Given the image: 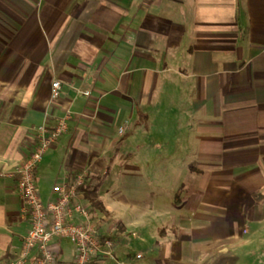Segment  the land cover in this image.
<instances>
[{"label":"crops","instance_id":"1","mask_svg":"<svg viewBox=\"0 0 264 264\" xmlns=\"http://www.w3.org/2000/svg\"><path fill=\"white\" fill-rule=\"evenodd\" d=\"M66 111L37 186L98 185L114 259L91 264H264V0H0V173ZM29 228L0 175V264Z\"/></svg>","mask_w":264,"mask_h":264},{"label":"built area","instance_id":"2","mask_svg":"<svg viewBox=\"0 0 264 264\" xmlns=\"http://www.w3.org/2000/svg\"><path fill=\"white\" fill-rule=\"evenodd\" d=\"M60 93L61 81L54 80L52 99H58ZM70 118L71 112L66 111L54 126L47 122L41 124L34 151L14 168L0 173L17 181L23 213L30 221L21 251L10 264H57L56 242L64 239L69 240L76 251L73 264H91L98 256L114 259V240L101 232L92 220L91 204L83 200L81 188L87 183V171L55 184L47 200L42 198L37 186L38 166L49 148L67 132ZM127 127V124L121 126L120 133Z\"/></svg>","mask_w":264,"mask_h":264},{"label":"trees","instance_id":"3","mask_svg":"<svg viewBox=\"0 0 264 264\" xmlns=\"http://www.w3.org/2000/svg\"><path fill=\"white\" fill-rule=\"evenodd\" d=\"M81 190L84 193V197L90 201V203L92 204V209L95 211L96 209H103V205L101 203V201L99 200V195H98V185L96 186H83L81 188ZM256 197H259L258 195H256ZM111 239H113L111 236H109Z\"/></svg>","mask_w":264,"mask_h":264},{"label":"rangeland","instance_id":"4","mask_svg":"<svg viewBox=\"0 0 264 264\" xmlns=\"http://www.w3.org/2000/svg\"><path fill=\"white\" fill-rule=\"evenodd\" d=\"M151 125V124H150ZM113 138L115 140H117V142L121 141L123 136H120V135H117V134H113ZM124 153V152H123ZM110 171H111V174H113V171H112V167L110 168ZM109 171V172H110ZM187 174L189 173H186L185 171H181V174H180V178H181V182L179 183V186L177 188H180L181 184L182 183H186V185H189V180H188V176ZM107 176V174L103 175V180L105 179V177ZM107 183L109 184L110 181L108 180ZM178 191V190H177Z\"/></svg>","mask_w":264,"mask_h":264}]
</instances>
